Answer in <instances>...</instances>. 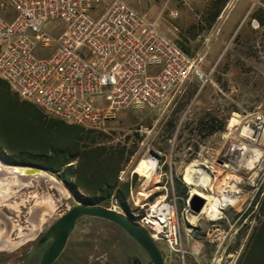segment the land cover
I'll list each match as a JSON object with an SVG mask.
<instances>
[{
	"label": "rangeland",
	"instance_id": "rangeland-1",
	"mask_svg": "<svg viewBox=\"0 0 264 264\" xmlns=\"http://www.w3.org/2000/svg\"><path fill=\"white\" fill-rule=\"evenodd\" d=\"M126 2L152 18L160 12L163 15L170 13L161 8L158 1ZM231 8L235 14L250 12L240 30L224 32L220 22L219 31L200 32L197 35L201 37L190 43L193 47L189 48L188 55L208 77L204 86L199 79L191 78L165 104L153 110L120 112L103 132V141L112 146L127 144L133 148L138 142L135 158L122 177L123 182L132 183L126 200L129 209L150 191L154 196L149 201L159 196L176 201L183 253L172 251L164 242H157L166 264H212L214 259L215 264H237L251 233L264 218V154L252 170L230 171L225 167L233 157V147L242 144L249 149H258L257 145L261 144L258 139L257 145L251 148L243 130L248 125L256 128L260 125L258 117L264 118V24L258 26L252 16L259 12L264 18V0H232ZM54 25L48 23L47 28ZM255 25L257 29L252 27ZM235 117L239 123L230 127V121ZM211 118L216 120L209 123ZM200 119L208 122L207 125L199 124ZM150 151L161 152L165 164L161 172L147 180L135 171ZM0 152L6 160L11 158L6 151L0 149ZM192 162H198L207 171L214 189L229 176L239 184L241 198L234 208L228 207L219 214V221L201 215L193 222L196 213L191 207L187 216L182 214L192 189L204 194L202 188L184 182L185 170ZM49 175L56 180L54 183L32 179L0 196V238L12 244L0 248V264H25L22 256L35 244L36 238L81 203L57 177ZM139 193L143 195L139 196ZM212 195L217 197L218 193ZM185 217L190 223L184 221ZM215 226L228 233L218 253L217 243L207 236ZM120 238H124V234L114 224L102 219L82 218L69 240V252L57 264H90L97 259L103 260L109 246ZM197 244L200 245L199 254L194 247Z\"/></svg>",
	"mask_w": 264,
	"mask_h": 264
},
{
	"label": "built area",
	"instance_id": "built-area-1",
	"mask_svg": "<svg viewBox=\"0 0 264 264\" xmlns=\"http://www.w3.org/2000/svg\"><path fill=\"white\" fill-rule=\"evenodd\" d=\"M48 23L55 25L47 28ZM0 78L48 117L96 132H105L120 112L165 104L191 78L203 86L208 80L159 29L157 19L126 0H0ZM258 121L254 129L247 126L256 137L246 134V139L250 146L259 139L263 155L264 118ZM155 153L152 159L161 172L163 155ZM152 196L150 191L132 207L150 210V217L132 222L156 243L183 253L176 201L161 196L149 201ZM191 197L183 215L189 213ZM107 208L124 215L114 202ZM207 236L218 253L228 233L212 229ZM194 247L199 254L200 245Z\"/></svg>",
	"mask_w": 264,
	"mask_h": 264
},
{
	"label": "trees",
	"instance_id": "trees-1",
	"mask_svg": "<svg viewBox=\"0 0 264 264\" xmlns=\"http://www.w3.org/2000/svg\"><path fill=\"white\" fill-rule=\"evenodd\" d=\"M225 1L217 0L213 6L218 8ZM252 16L264 24L260 15ZM182 50L189 54V48ZM215 120L211 118L209 123ZM206 123L199 120L202 126ZM102 135L103 132L48 117L34 104L22 100L0 78V149L11 157L5 162L45 170L88 205L107 207L114 197L127 213L126 200L132 183H120L118 176L121 165L136 151L137 142L133 148L126 144L112 146L101 140ZM262 202L264 214V199ZM237 264H264V218L251 233Z\"/></svg>",
	"mask_w": 264,
	"mask_h": 264
},
{
	"label": "bare ground",
	"instance_id": "bare-ground-1",
	"mask_svg": "<svg viewBox=\"0 0 264 264\" xmlns=\"http://www.w3.org/2000/svg\"><path fill=\"white\" fill-rule=\"evenodd\" d=\"M238 123H239L238 119H236L235 117L230 121V127H233L237 125ZM252 129H248L247 127H245L243 131L247 135L253 134L254 137H256L257 132L253 131ZM254 147L251 146V148H254ZM249 148L247 147V145L245 146L242 144L239 147H233L231 149L232 151L231 155L233 157L229 158V164L226 163L225 167L230 169V171L231 170L234 171L236 169H242V168H248L252 170L255 167V163L262 156V153L258 149H255V148L249 149ZM248 154L250 155L248 156ZM3 168L4 170L5 169L9 170V168L5 165ZM135 172L139 173L141 176L149 180L155 174H157L158 167L155 164V160H153L151 156H147L146 158L142 159L139 162ZM0 177L4 179H15L17 182H21L24 185L28 184V182L32 180V179H29L24 182L25 179H21L19 177H14V176H7L4 173H0ZM33 180H39L42 182L47 180L53 183L56 181L54 177L50 175L47 177V179L37 177V178H34ZM234 180H235L234 177L229 176L223 182H220L218 186L214 189L210 175L202 167V165L198 164V162L190 163L185 170L184 182L189 186H196L198 188L199 187L202 188V190L204 191V194L198 191L197 189H192L191 195L202 198L204 202L206 203L204 207L202 208V211L194 215L192 221L193 222L196 221L197 218H199L201 215H205L211 220H217L219 219L218 217L219 214H222L223 210H225L228 207L234 208L236 204L238 203V195L240 194L239 193L240 189L238 186L239 184L237 185ZM216 192L218 193L217 197L212 195ZM109 202L116 203L117 205H119V209H122L119 201L116 198L111 197ZM124 213L126 214L124 216L130 219L131 221H136L137 218L150 217V210L148 209L133 210L132 208H130L127 213L126 212ZM214 229H221V227L215 226ZM230 264H236V263L232 262Z\"/></svg>",
	"mask_w": 264,
	"mask_h": 264
},
{
	"label": "water",
	"instance_id": "water-1",
	"mask_svg": "<svg viewBox=\"0 0 264 264\" xmlns=\"http://www.w3.org/2000/svg\"><path fill=\"white\" fill-rule=\"evenodd\" d=\"M148 155L155 157L156 153L150 151ZM4 165L9 170H4ZM0 173L25 179L24 182L37 177L47 179L49 176L48 172L39 167L7 165L2 160H0ZM204 203V200L198 196H192L190 199V207L196 214L202 211ZM82 218H96L114 223L145 250L149 256L150 264H166L160 248L147 231L134 224L121 213L102 206L88 205L83 201L69 209L44 235L41 241H47L52 237L53 242L43 255L40 264H54L58 260L66 248L78 221Z\"/></svg>",
	"mask_w": 264,
	"mask_h": 264
},
{
	"label": "crops",
	"instance_id": "crops-1",
	"mask_svg": "<svg viewBox=\"0 0 264 264\" xmlns=\"http://www.w3.org/2000/svg\"><path fill=\"white\" fill-rule=\"evenodd\" d=\"M155 1L160 3L161 8L168 9L170 12L169 15H163L160 12L157 17L152 18L147 13L146 14L150 19H157L159 29L181 49L184 47L192 48L193 46L190 43L195 42L201 37L197 35L200 32L207 33L219 31L217 26H219L220 22H222L223 25L222 31L236 33L243 26L245 19L250 15L248 11L235 14L234 8H231L232 0H226L224 5H220L218 8L213 6L214 2L217 0H203L204 5H202V0H154V2ZM255 13L260 15L259 12ZM255 21L258 26L261 25L257 19H255ZM257 25L252 27L257 29ZM231 26L232 28H227ZM230 42L231 37L229 38V43ZM203 43L204 45H208L207 42ZM101 140H103V138ZM104 144L105 143H103V145ZM137 146L138 142L136 147ZM135 154L136 151L127 162L121 165L122 171L118 176L120 183L123 182L122 177L125 172L124 170L133 162ZM2 240L7 241L6 239Z\"/></svg>",
	"mask_w": 264,
	"mask_h": 264
},
{
	"label": "flooded vegetation",
	"instance_id": "flooded-vegetation-1",
	"mask_svg": "<svg viewBox=\"0 0 264 264\" xmlns=\"http://www.w3.org/2000/svg\"><path fill=\"white\" fill-rule=\"evenodd\" d=\"M0 160H4V161L6 160V157L1 152H0ZM20 186H24V184L21 182H17L15 179H4L0 177V196L3 197V195H5L4 193H6V190L11 189L12 187H20ZM48 230L44 232L43 234H40L36 238L35 244L30 248V250L24 256H22L24 257L23 261L25 264H31V263L40 264L41 263V259L43 255L50 248L53 242L52 237H50L47 241H41L44 235L48 232ZM119 230L121 231L122 234H124V238L117 239L113 244L109 246L108 251L106 253V258H104L103 260L97 259L95 260V262L91 261L90 264H150L149 256L147 255L145 250L136 241H134L129 235H127L123 230H121L120 228ZM69 240L67 242L66 248L64 249L63 253L60 255V257L54 264H57L66 252H69L68 250ZM11 246L12 244H10V242L2 240L0 238V248L1 249L8 248Z\"/></svg>",
	"mask_w": 264,
	"mask_h": 264
}]
</instances>
